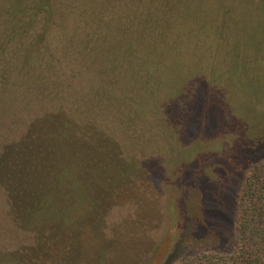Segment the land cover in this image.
<instances>
[{
	"label": "rangeland",
	"instance_id": "374dc122",
	"mask_svg": "<svg viewBox=\"0 0 264 264\" xmlns=\"http://www.w3.org/2000/svg\"><path fill=\"white\" fill-rule=\"evenodd\" d=\"M29 147L40 160L5 165ZM262 160L264 0H0V177L66 181L51 191L61 214L113 198L95 227L108 257L233 252L237 195ZM6 194L3 261H75L51 227L8 219Z\"/></svg>",
	"mask_w": 264,
	"mask_h": 264
},
{
	"label": "trees",
	"instance_id": "16d2710c",
	"mask_svg": "<svg viewBox=\"0 0 264 264\" xmlns=\"http://www.w3.org/2000/svg\"><path fill=\"white\" fill-rule=\"evenodd\" d=\"M57 86L60 88L61 84ZM38 151L31 147L16 150L15 154L11 153V157L6 159L8 161L5 165L10 163L11 168L16 169L14 161L26 160V154L30 155L28 160H40ZM59 183L66 184V181L50 175L1 176L0 186L7 193L9 201V209L5 210V215L24 231L37 230L42 234L51 227L53 231L49 234V239L61 240L65 254L68 252L69 256L75 257V261L72 260L69 264H123L124 259L105 254L109 246L95 241L101 234L100 229L97 232L101 225L100 214L113 203V198L104 209L101 203L100 211H96L95 205L91 203L90 206L78 203L61 214L58 213L55 197L51 195V191ZM65 198L64 204L68 207L72 197L66 194ZM43 210L47 212L44 216ZM236 213V248L233 252L198 253L176 264H264V160L257 163L245 176L236 199ZM0 264H8V261L0 258ZM58 264L68 263L63 260Z\"/></svg>",
	"mask_w": 264,
	"mask_h": 264
}]
</instances>
